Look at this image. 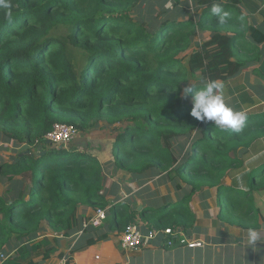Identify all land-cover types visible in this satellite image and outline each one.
Wrapping results in <instances>:
<instances>
[{"label": "trees", "instance_id": "16d2710c", "mask_svg": "<svg viewBox=\"0 0 264 264\" xmlns=\"http://www.w3.org/2000/svg\"><path fill=\"white\" fill-rule=\"evenodd\" d=\"M174 1L11 0V21L0 10V135L17 151L0 161V185L7 186L0 193V250L14 251L4 264H43L57 250L48 229L72 236L82 226L81 207L107 209L106 220L114 212L112 232L139 219L148 229L189 231L196 223L191 199L205 188L218 189L221 220L260 226L253 192L264 191V119L247 115L240 132L223 130L193 118L191 101L182 98L190 77L226 79L247 67L237 48L244 16L220 24L211 15L214 0H199L196 15ZM220 2L230 12L239 0ZM207 30L211 38L201 42ZM231 30L233 36L225 32ZM250 31L256 39L259 31ZM56 123L80 134L116 129L107 153L121 178L165 175L177 201L140 194L111 200L97 148L48 143ZM183 140L188 146L179 149L174 142ZM25 144L29 153L20 155ZM38 146L45 152H32ZM239 175L243 188L224 185ZM82 234L86 245L109 236L92 224Z\"/></svg>", "mask_w": 264, "mask_h": 264}, {"label": "crops", "instance_id": "0c3cea01", "mask_svg": "<svg viewBox=\"0 0 264 264\" xmlns=\"http://www.w3.org/2000/svg\"><path fill=\"white\" fill-rule=\"evenodd\" d=\"M171 2L173 3V0H169V3ZM181 3L185 7L188 5L186 10L193 9L195 15L202 11L198 4L199 0H181ZM185 12L190 14L188 11ZM230 13L231 16H236L238 13L244 16V22L240 24V28L243 31L246 29V32L237 41V48L238 54L244 56L245 62L249 64L247 63L246 68L234 75L218 80L225 85L224 94L229 105L234 109L245 111L247 115H261L264 119V39L257 41V37H264V0H239ZM247 28L250 30L255 28L259 31L255 34L256 39ZM232 31L225 32L233 36ZM211 35L210 30L203 31L199 40L201 42L208 40ZM93 146L97 148L94 152L102 161L100 152L106 151V148L94 144ZM104 159L103 164L110 160L107 157ZM244 183L245 178L243 181L240 175L227 176L224 179L226 186L241 185L235 187L243 188ZM106 187L110 188L107 192L112 191V184L107 183ZM123 193L127 198L132 195L122 191L121 194ZM117 195L113 193L108 195V198L112 200ZM161 195L166 196L164 193L158 194V196ZM168 195L171 200L177 201L178 196ZM253 196L259 210L260 223L259 227L253 228L258 234L256 241L249 240L247 228L232 225L220 219L218 189L205 188L203 191L196 192L191 199L190 205L195 213L196 223L189 231L185 230L189 240L201 242V246L190 247L178 244L167 246L164 241L157 239L148 246L127 250L122 247L123 232L110 231L108 226L110 221L105 223L106 220L95 227L108 232V238L97 244L86 245L81 243L83 228L90 225L87 222L92 219L95 210L91 207H81L78 214L82 226L72 236L65 237L62 234L56 236V233L48 229L46 233L57 250L43 264H66L67 258H72L71 264H264V191L256 190ZM138 222L143 231L148 230L144 221L139 219ZM56 237L57 240H54ZM3 251L10 255L14 254V251L9 248Z\"/></svg>", "mask_w": 264, "mask_h": 264}, {"label": "rangeland", "instance_id": "374dc122", "mask_svg": "<svg viewBox=\"0 0 264 264\" xmlns=\"http://www.w3.org/2000/svg\"><path fill=\"white\" fill-rule=\"evenodd\" d=\"M146 1H149V0H146ZM150 1H156V0H150ZM173 2H175V1L173 0ZM186 7L188 9V5ZM193 7H195V6H193ZM186 11H188L190 14H192L194 12V10L191 8L189 10H186ZM60 32L66 33V29L63 28V29H61ZM76 53H77V55H79L82 53V50L76 51ZM79 59H80V57H79ZM185 62H187V59L185 60ZM200 77L201 76L190 77L189 82L187 84H185L183 86V88L185 86H187L189 83H191L193 85L200 84L202 81ZM189 101H191L190 98H189ZM121 127H122L121 125H118L115 128L119 129ZM117 134H118V131L114 128H106L105 130H103V129L102 130L92 129V130H90L84 134L82 132L77 137H75L71 142L66 143L64 146L69 148V147H72L73 145H76L77 147L80 148L82 144L86 145L87 142H91V144H94L95 146L99 145L101 148L104 146V149L106 148L105 149L106 151L100 152L101 153V159H102V161H104L105 160L104 158H106V157H107V159H110L104 163L105 178H106L105 183H106V185H107V183L112 184V186H113L112 191H114V193H117L118 194L117 196L122 198V199L127 198L124 195V193L121 194L122 191H124L125 193H128V194L132 193L131 196L136 195V194H140V195L150 197V198L156 197L160 193H164L166 195L171 194V197L173 195H176L177 193L175 191L174 184L165 175L159 176L157 174H152L153 177H150V175H146L145 177H143L141 179L142 181H135V179H133V181H131L129 179L121 178V175L123 173L116 171V169L113 166L111 157L108 155L109 153H107V151L109 152V150L112 148V146H113L112 141L116 138ZM48 143H52V142L48 141ZM174 144L177 146L180 145V147H178L179 149H183V148H186L188 146L184 140L180 141V142H174ZM59 145H60V147H64L61 144H59ZM23 147H24V145L20 147V150H21L20 155H22L24 153H29V148L23 149ZM45 147L46 146L34 147L32 149V152H34L36 155L42 154L46 150ZM103 154H106V155L103 156ZM16 155H17V151H16V148L13 146V143L11 141H9L5 136L0 135V161L10 162V161H12V159H14L16 157ZM6 188H7L6 183L5 182L1 183L0 193L3 194L6 190ZM106 189H110V188L106 187ZM156 190L160 191V193H158V191H156ZM139 201L140 200L138 199V202ZM155 204L158 205V202ZM114 215H115V213L111 211L109 213V216H108V219L106 220V222L112 221V219L114 218Z\"/></svg>", "mask_w": 264, "mask_h": 264}, {"label": "clouds", "instance_id": "9594fccd", "mask_svg": "<svg viewBox=\"0 0 264 264\" xmlns=\"http://www.w3.org/2000/svg\"><path fill=\"white\" fill-rule=\"evenodd\" d=\"M0 10L4 11L7 20L13 19L11 0H0ZM210 11L220 24H224L231 17V13L225 10L220 0H214ZM224 89V83L219 80H202L200 87L191 83L185 86L182 98H190L192 104L190 115L197 121L213 122L214 126L223 130L240 132L248 119L247 113L243 110L234 109L227 103ZM257 236L255 229H248L250 241H256Z\"/></svg>", "mask_w": 264, "mask_h": 264}, {"label": "built area", "instance_id": "2783aa9c", "mask_svg": "<svg viewBox=\"0 0 264 264\" xmlns=\"http://www.w3.org/2000/svg\"><path fill=\"white\" fill-rule=\"evenodd\" d=\"M79 134V129L74 125L56 123L45 138L49 142L62 145L71 142ZM107 215V209L98 208L95 210L92 219H90L87 224H92L94 226L101 225L106 220ZM157 239L164 241L167 246L178 244L197 247L202 245L201 242H191L182 227H168L164 229L151 228L147 231H143L140 224L132 223L121 236L122 247L127 250H134L143 246H148ZM11 255L0 250V264H4Z\"/></svg>", "mask_w": 264, "mask_h": 264}, {"label": "water", "instance_id": "95a60500", "mask_svg": "<svg viewBox=\"0 0 264 264\" xmlns=\"http://www.w3.org/2000/svg\"><path fill=\"white\" fill-rule=\"evenodd\" d=\"M28 148H29V145L28 144L24 145V147H23V149H28ZM142 208H143V205H140L138 207L139 210H142Z\"/></svg>", "mask_w": 264, "mask_h": 264}]
</instances>
